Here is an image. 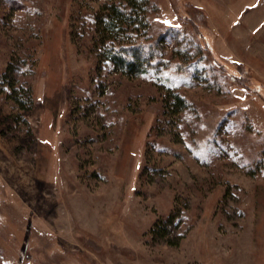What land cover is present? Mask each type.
<instances>
[{"label":"rangeland","instance_id":"rangeland-1","mask_svg":"<svg viewBox=\"0 0 264 264\" xmlns=\"http://www.w3.org/2000/svg\"><path fill=\"white\" fill-rule=\"evenodd\" d=\"M108 1L0 0V264H264V0H150L134 77L93 48Z\"/></svg>","mask_w":264,"mask_h":264},{"label":"trees","instance_id":"trees-1","mask_svg":"<svg viewBox=\"0 0 264 264\" xmlns=\"http://www.w3.org/2000/svg\"><path fill=\"white\" fill-rule=\"evenodd\" d=\"M151 8L150 0H110L102 5L95 14V37L93 48L98 55L100 65L110 63L116 72L126 76H138L151 69L159 70L163 59V41L167 34L162 33L158 39H152L147 15ZM187 44L185 43V47ZM187 51L190 48L186 47ZM188 56V52H180ZM101 68V67H100ZM5 74L0 78V84H11L12 79ZM10 97L25 108V103L31 102L29 91L24 95L22 90L13 84ZM166 106L171 113L185 108L187 103L177 93L170 94ZM171 99V100H170ZM167 222H156L152 232L157 236L169 233Z\"/></svg>","mask_w":264,"mask_h":264}]
</instances>
